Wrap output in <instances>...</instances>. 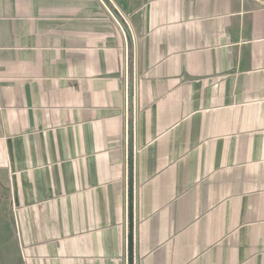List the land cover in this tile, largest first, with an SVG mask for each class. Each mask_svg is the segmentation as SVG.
Instances as JSON below:
<instances>
[{
  "label": "crops",
  "instance_id": "1",
  "mask_svg": "<svg viewBox=\"0 0 264 264\" xmlns=\"http://www.w3.org/2000/svg\"><path fill=\"white\" fill-rule=\"evenodd\" d=\"M130 215L264 264V0H0V264H129Z\"/></svg>",
  "mask_w": 264,
  "mask_h": 264
},
{
  "label": "water",
  "instance_id": "2",
  "mask_svg": "<svg viewBox=\"0 0 264 264\" xmlns=\"http://www.w3.org/2000/svg\"><path fill=\"white\" fill-rule=\"evenodd\" d=\"M131 144H132V138H130ZM132 188L129 196V204H130V210L133 208V193ZM129 231H130V244H131V252H130V258H129V264H134L133 260V254H132V244H133V218L132 215H130L129 219Z\"/></svg>",
  "mask_w": 264,
  "mask_h": 264
}]
</instances>
